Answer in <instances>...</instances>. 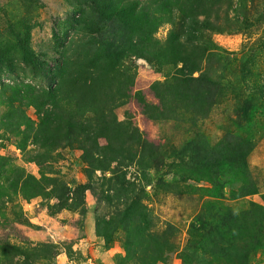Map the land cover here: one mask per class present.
<instances>
[{
    "label": "rangeland",
    "instance_id": "374dc122",
    "mask_svg": "<svg viewBox=\"0 0 264 264\" xmlns=\"http://www.w3.org/2000/svg\"><path fill=\"white\" fill-rule=\"evenodd\" d=\"M236 1H232V6L218 10L219 22L225 18L229 24L237 19L241 21V16L234 9ZM86 3L89 4L87 0H0V118L8 106L7 96L15 101L14 89L23 86L47 89L52 82L51 69L56 66V59H60V54L63 56L65 46L82 32L75 29V24L86 22L82 9ZM252 3L246 0L251 13L257 12L256 17H260L258 22L248 29L238 22L230 31H210V38L229 54L216 57L206 54L201 71L194 72L192 77L205 75L215 78L223 74L230 81L239 78L241 86L254 88L256 85L257 93L252 91V103L263 107L264 95H261L259 87L264 86V20L261 19L264 0H252ZM202 18L200 15L199 19ZM170 28L169 24L162 23L154 37L164 40ZM22 39L28 42L35 55L47 61V65L36 66L23 57L20 49ZM123 39L128 43L127 33ZM125 46L127 49L128 44ZM143 47L147 48V52H143L145 58L140 57L139 51L124 53L117 68L118 74L110 81L125 82L124 76L131 77V93L115 108L116 120L130 123V127L138 129L148 142L157 146L165 144V134L175 144L192 134L210 143L220 138L223 128L228 126L227 116L235 119L232 115L234 99L228 90V82H216V87L226 97V101L217 108L224 110L225 115L219 112L209 115L191 127L189 134L184 132L189 125L177 122L190 114L178 107L173 113L170 111L172 117L167 122L152 121L142 113L133 97L134 91L143 92L147 102L157 104L151 85L168 78L155 69L154 61H150L156 51L149 45ZM163 68L167 69V66ZM24 107L25 121L36 126L42 114L28 105ZM256 121L255 131L260 134L258 138L254 137V146L246 159L250 172L259 175L263 187L261 192L243 198L223 200L222 205L228 204L232 209L229 214L240 215L249 202L264 203V113L259 114ZM173 123L177 126L173 127ZM18 141L17 136L4 135V129L0 127V171L5 173L0 176V185L4 186L0 189V206L13 221L15 219L10 212H20L23 221L18 224L16 221H1L0 218V243L7 239L20 245L23 244L19 241L21 239L24 244L37 245L44 250L45 257L26 264H264V239L253 243L248 238L244 241L237 233V227L231 231L226 227V214L221 216L213 212L215 209L211 211V222L206 228L204 222L208 220L206 214L210 207L206 201L212 199L204 192L180 196L156 188L154 183L162 172L147 169L145 165L153 163L139 149L136 150L135 145L131 158L111 163L105 177L97 169H91L88 176L84 171L88 166L78 157L80 151L63 149L52 167L59 171L56 190L48 195L25 199L18 190V184L25 176L39 177V173L35 162L26 161L34 153L33 141L28 140L24 149L17 146ZM71 145L75 146L77 142ZM156 158L158 163L171 159L160 152ZM86 183L95 188L96 196L82 189ZM77 186L80 190H76ZM198 186L209 184L200 183ZM50 189L48 186L46 191ZM59 197L65 207L60 206ZM125 210L127 217L122 224L114 231L107 230L105 223ZM0 264H23V257L20 254L14 256L11 250L0 245Z\"/></svg>",
    "mask_w": 264,
    "mask_h": 264
},
{
    "label": "trees",
    "instance_id": "16d2710c",
    "mask_svg": "<svg viewBox=\"0 0 264 264\" xmlns=\"http://www.w3.org/2000/svg\"><path fill=\"white\" fill-rule=\"evenodd\" d=\"M87 1L89 4L86 3L82 8L84 13L81 11L86 22L75 24V29L82 32L65 46L63 56L60 54V59H56V66L52 68L53 71L51 69L52 82L47 89L23 86L13 90L15 101L7 96L8 106L6 105L4 115L0 118L4 135L8 133L11 137H19L17 146L20 149H24L30 139L35 146L34 153L26 161L35 162L39 177H24L18 184L22 196L29 199L48 195L56 190L59 171L52 167L63 149L80 151L78 157L80 162L83 161L88 166L84 170L88 176L91 169H97L105 177L111 163L131 158L135 145L136 150L139 149L153 163L149 166L146 164L145 167L162 172V176L154 183L156 188H163L180 196L204 192L212 199L206 201L210 206L209 213L206 214L208 220L204 222L206 228L211 222V211L215 209L213 212L221 216L226 214V227L230 231L237 227V233L244 241L248 238L253 243L260 238L264 239V203L249 202L240 215L229 214L232 210L230 205H222L223 200L243 198L261 192L263 187L259 182V175L250 172L246 159L254 146L253 140L260 134L255 131L257 117L264 113V106L252 103V91L257 93L256 85L254 88L241 86L239 78L230 81L223 74L215 78L205 75L192 77L194 72L201 71L200 66L206 60V54L209 57L229 54L210 38L209 32L230 31L238 22L248 29L260 19L256 17L257 12L251 13L246 0H237L234 9L241 16V21L237 19L229 24L227 18L219 22L217 13L220 8L232 6L233 0ZM249 1L252 3V0ZM200 15L203 16L202 19H199ZM261 17L264 20V14ZM254 18L257 20L252 21ZM162 23L169 24L171 28L161 41L154 37V33ZM126 33L128 43L123 39ZM21 43L22 55L31 64L47 65V61L32 52L25 39ZM125 44L130 48L127 46L126 49ZM146 45L156 51L150 59L156 64L155 69L168 78L151 85L157 104L147 102L143 92L134 91L133 97L138 101L142 113L152 121L167 122L172 117L170 111L173 113L175 107H178L182 112L190 114L188 118L182 117L177 122L182 121L185 126L187 123L189 126H186L184 132L189 134L192 132L191 127L209 115L218 112L225 115L224 110L217 108L226 101V97L216 87V82H228V90L234 99L232 115L235 119L227 116L228 126L223 128L220 138L210 143L207 139L192 134L175 144L165 134V144L157 146L148 142L138 129L130 127V123L116 120L115 108L131 93V77L124 76L125 82L110 81L116 78L124 53L139 51L140 57L145 58L147 48L145 50L143 46ZM69 49L71 53L66 56ZM178 64L181 67H177ZM166 66L167 69L163 68ZM259 90L264 95V86L259 87ZM26 105L42 114L36 126L25 121ZM177 123H173V127ZM73 142H77V145H71ZM159 152L171 159L158 163L156 157ZM3 175L5 173L1 170L0 176ZM200 183L209 186H198ZM48 186H51L50 191H46ZM1 188L4 186L0 185ZM82 189L96 196L95 188L88 183L82 185ZM76 190H80L78 186ZM59 198L60 206L65 207L66 204ZM262 199L264 201V194ZM4 211V207L0 206L1 221L22 224L20 212H10L14 216L13 221ZM126 217V210L120 212L114 216V220L105 223V228L114 231ZM239 235L237 236L241 240ZM19 241L23 244L3 239L0 245L11 250L14 256L22 255L23 264L45 257L41 247L24 244L25 241L21 239Z\"/></svg>",
    "mask_w": 264,
    "mask_h": 264
}]
</instances>
